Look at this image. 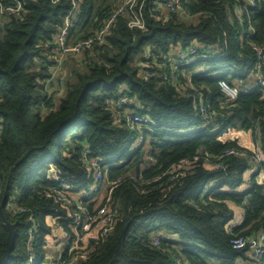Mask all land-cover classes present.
<instances>
[{"label": "trees", "instance_id": "obj_1", "mask_svg": "<svg viewBox=\"0 0 264 264\" xmlns=\"http://www.w3.org/2000/svg\"><path fill=\"white\" fill-rule=\"evenodd\" d=\"M167 1L146 0L145 29L130 28L120 16L106 45L85 53L90 72L74 71L75 81L54 109L45 79L71 2L27 0L20 14L0 22V260L7 249L6 222L16 229L6 264L29 263L30 232L41 264L48 240L56 244L59 225L71 229V209L57 197L61 183L75 189L91 179L86 149L90 157L106 159L111 178L125 177L113 189L120 206L114 227L88 239L78 264H264L248 246L236 249L232 243L264 232V180L255 172L252 183L241 188L253 166L226 154L245 151L240 138L221 135L238 125L257 134L264 158V87L254 77L263 62L264 78V55L260 59L256 49L264 48V0H180L176 11L164 8ZM120 2L82 0L74 39L90 36ZM190 46L204 55L187 66L197 91H177L160 76L159 65L149 76L141 74L144 54H170L177 64V48ZM166 65L163 73L169 76L172 68ZM200 65L208 72L195 71ZM219 78L252 91L227 102ZM197 93L203 105L224 117L202 124L194 106ZM123 97L129 101L120 104ZM124 109L146 117L150 127L116 123ZM140 131L144 142L149 134V144L137 142ZM257 170H264V160ZM229 204L244 211L231 229L236 211ZM75 254L63 258L70 264Z\"/></svg>", "mask_w": 264, "mask_h": 264}, {"label": "built area", "instance_id": "obj_2", "mask_svg": "<svg viewBox=\"0 0 264 264\" xmlns=\"http://www.w3.org/2000/svg\"><path fill=\"white\" fill-rule=\"evenodd\" d=\"M27 0H0V22L5 24V17L11 15H17L22 12ZM61 0H52L53 3L60 2ZM72 7L68 14L65 16L64 24L60 26L59 31L55 35L53 44L51 47V61L53 67H60L63 61L69 57H85V53L93 51L95 49L102 48L108 41L115 23L120 16L127 17L128 26L132 29H145V3L146 0H121L120 4L113 11L109 13V16L101 23V25L88 37L81 39H74L71 33V29L74 23L78 21V10L81 6L82 0H69ZM180 0H168L165 2L164 8L172 11L179 10L181 8ZM260 59L263 58L264 48H256ZM177 55L178 63L173 64L174 56L170 54L156 55L153 53L144 54V58L138 62L139 70L143 76H149L151 71L158 65L160 66V76L164 80H168L177 91L181 93L188 92V89H194L197 91V85L192 82V77L187 74V66L198 62L204 55L198 53L195 46L182 48L178 51ZM159 59L161 61H159ZM42 62V59H39ZM160 62V63H159ZM166 63L170 64L171 75L163 73L165 68L168 67ZM263 63V62H261ZM258 64V68L255 72L256 85H262L264 87V78L261 76L262 64ZM51 67V66H50ZM195 71L202 73L208 72V67L198 66ZM53 75L58 76V72H54ZM179 75H183V78H179ZM259 82V84H257ZM221 91L224 94V100L232 102L238 99L241 93H250L252 89L247 87L242 89L238 86L231 85L227 80L219 78L217 81ZM256 86V87H257ZM198 98H194V106L198 108L200 112V118L202 124H212L217 118H223V114H218L209 108L208 104L204 100V96L201 93H197ZM127 97L120 99V104L128 102ZM224 104V103H223ZM116 123L123 124L129 128H141V126L150 127L147 125L149 120L143 115L133 110L124 109L123 112L116 114ZM254 137L251 142V146L244 147L245 151H239L236 149L227 150L226 154H234L242 158L248 159L252 164V168L245 171L246 184L252 183V175L258 172L259 181L262 183L264 180V171L257 170L259 164L264 160L261 152V147L257 141V134L254 136L249 132H245ZM137 142H144V135L140 131ZM90 150L86 149L84 152V158L88 161V168L92 177L87 182V186H78L72 188L70 183L63 182L60 184V193L58 194L57 201L69 206L71 209V229L67 230L64 227H59L68 235V245L65 250H62L58 255H52L51 258H46L41 264H68L67 260H64V254L68 255L77 252L76 245H81L79 249L87 246L88 239L90 237H97L100 234H106L109 232L116 223V218L120 214V206L113 198V189L120 185L123 180V176L117 178H111L108 169L106 159L90 157ZM251 154V155H250ZM152 158V157H150ZM210 164V163H209ZM211 166V164H210ZM213 183V182H212ZM210 186V184H209ZM208 186V187H209ZM9 206H13V201L9 203ZM244 218V211L242 210L241 220ZM241 220H234L229 223L230 229L240 223ZM29 250L30 260L28 264H36L38 258L33 253V234L30 232ZM88 237L85 242V237ZM156 245L159 244L158 239L154 240ZM232 243L236 249H242L246 246L250 249L252 257L261 260L264 257V232L259 233L257 236H240L235 237ZM78 253V252H77Z\"/></svg>", "mask_w": 264, "mask_h": 264}, {"label": "rangeland", "instance_id": "obj_3", "mask_svg": "<svg viewBox=\"0 0 264 264\" xmlns=\"http://www.w3.org/2000/svg\"><path fill=\"white\" fill-rule=\"evenodd\" d=\"M110 2H118V0H110ZM86 58L84 57H69L63 63L60 67H53L52 64L48 65L47 69V77L45 79V91H47L50 95V98L52 97L54 99V107L52 109L57 108L60 104V98L63 97L65 90L68 88L70 81H75V74L74 71L82 72V73H89L90 69H88L87 64L85 63ZM81 61V62H80ZM40 62V61H39ZM137 62V61H136ZM135 62V64H136ZM41 63V62H40ZM51 66V67H50ZM58 72V76L53 75L54 72ZM190 73V72H189ZM187 72V74H189ZM127 110V109H126ZM222 136H225L228 140L233 138H240V144L244 147L251 146V142L254 140V137L250 136L249 134H246L240 127L238 126H229V128L225 129L221 133ZM146 138V137H145ZM144 138V140H145ZM150 136L148 134V137L146 139V145L151 142L149 140ZM141 144L140 142H138ZM138 144V145H139ZM137 145L136 142H134L131 146L130 152H133L135 149V146ZM146 145L144 147H146ZM142 152L148 156H146L148 159L152 160L150 158V151L146 148L142 150ZM246 179V178H245ZM244 185L247 186L246 182H244ZM82 186H87V183H84ZM238 220H241V214L238 216ZM55 240L56 244H54V241L52 238L48 240V246L46 247V258H51L53 253L52 250H55L54 255H58L62 250H65V248L68 246L66 245L68 242V235L60 228L58 227L55 231ZM88 237H85V242ZM81 245H76L75 249H77V254L73 256L71 259L70 264H78V261L80 259H83L84 255L87 253L86 247L79 249ZM69 256H71L69 254ZM68 257V256H67ZM69 261V258H67V262Z\"/></svg>", "mask_w": 264, "mask_h": 264}, {"label": "water", "instance_id": "obj_4", "mask_svg": "<svg viewBox=\"0 0 264 264\" xmlns=\"http://www.w3.org/2000/svg\"><path fill=\"white\" fill-rule=\"evenodd\" d=\"M229 169L230 168L228 167L227 171ZM4 204H5V201L2 204V207L4 206ZM6 226H7L8 230H9V236H8V240H7V249H6L5 255L0 260V264H6L9 261V259L11 257V254H12V245H13L14 240L16 238L15 226L13 224L9 223V222H6Z\"/></svg>", "mask_w": 264, "mask_h": 264}, {"label": "crops", "instance_id": "obj_5", "mask_svg": "<svg viewBox=\"0 0 264 264\" xmlns=\"http://www.w3.org/2000/svg\"><path fill=\"white\" fill-rule=\"evenodd\" d=\"M181 48L182 47H178L177 48V51H180L181 50ZM81 62V61H80ZM264 171V170H263ZM261 183V182H260ZM245 185L243 184L242 186H241V188H243ZM230 205V207H232V208H234V210L236 211V215H235V217L234 218H232V220L230 221V222H233L234 220H238V216L240 215V214H242V208L241 207H239V206H237V205H234V204H229ZM229 222V223H230ZM54 252H55V250H52V252L51 253H53V255H54ZM241 264H257V263H253V262H242Z\"/></svg>", "mask_w": 264, "mask_h": 264}]
</instances>
